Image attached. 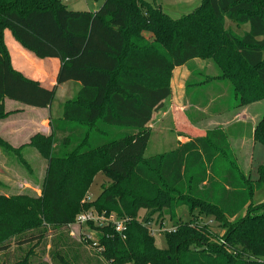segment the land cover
Segmentation results:
<instances>
[{"label": "trees", "instance_id": "obj_1", "mask_svg": "<svg viewBox=\"0 0 264 264\" xmlns=\"http://www.w3.org/2000/svg\"><path fill=\"white\" fill-rule=\"evenodd\" d=\"M226 20L248 30L237 35L225 29ZM5 30L36 59L58 60L54 86L13 69ZM263 53L264 0H198L178 19L146 0H106L95 12L69 10L61 0H0V120L11 115L5 100L47 109L57 86L80 85L60 118L50 120L51 134L27 144L47 159L40 196L0 195V252L13 240L38 247L50 230H66L93 208L126 219L122 235L111 225L89 224L97 238H82L107 264H264V202L252 203L264 188V170L256 181L244 175L221 128L178 143L171 153L143 157L147 125L170 97L174 68L212 60L233 86L232 108H241L264 101ZM114 130L120 133L112 136ZM252 138L264 146V113ZM0 147L18 155L2 139ZM98 173L109 183L88 202ZM181 205L190 219L164 231L166 247L156 248L149 234L154 215ZM194 211L223 235L200 226ZM52 246L58 264H71L61 251L65 243ZM32 252L14 264H30Z\"/></svg>", "mask_w": 264, "mask_h": 264}, {"label": "rangeland", "instance_id": "obj_2", "mask_svg": "<svg viewBox=\"0 0 264 264\" xmlns=\"http://www.w3.org/2000/svg\"><path fill=\"white\" fill-rule=\"evenodd\" d=\"M105 1L69 0L62 2L67 9L75 12H94L99 10ZM146 1L158 5L162 12L172 19L187 15L198 6V0ZM225 29L232 30L237 35H242L248 30V25H236L226 20ZM143 36L148 40L151 38L149 33L144 32ZM220 75L217 65L209 59H197V62H190L180 70L172 71L169 80L170 97L163 102L160 109L156 110L146 128L148 142L143 155L144 159L171 153L178 148V143H186L187 139L195 134L190 132V129L188 132L186 127L195 129L199 127V130L205 132L225 125V130H222L227 140L230 138V147L235 151L236 154H234L238 158H236V161L238 160L237 164L244 175L249 174L251 181L257 180L259 171L264 170V146L253 141L249 124L238 127L239 122L237 121L242 120L243 114H246L247 119L251 117L258 121L264 113V101L250 103L244 108H232L234 105L233 86L230 82L220 79ZM64 97L62 92H55L52 104L53 115L60 111V105L67 100ZM5 109L11 115L20 112V115L13 120L17 121L18 125L22 127L19 134L21 143L17 147H12L7 143L11 149L18 150V155L16 152L13 153L0 147V195L6 197L14 195L38 197L40 196V187L47 167V159L32 147H28V143L23 141L28 134L32 133L30 128L33 123L30 119L36 117L30 111L36 110V108L7 100ZM44 113L42 123L40 122L41 118L38 119L41 125L46 124L45 120L48 117L47 112ZM116 132L114 130L111 135L116 136L120 133ZM179 134L182 136H179ZM239 137H242V140L248 145L245 146L237 141ZM242 146L247 154L237 153L238 148L240 149ZM108 183L109 180L106 176L101 173L96 174L86 194V201L96 200L101 193V189ZM263 202L264 188L255 193L252 199L253 204ZM88 211H94L97 215L103 214L106 218L111 217L114 220H119L115 213H99L93 208ZM170 214H174L171 221H169ZM193 214L196 216V211ZM144 215L145 212L141 211L139 217L141 218ZM160 216L154 215L152 224L149 227V234L154 240V246L158 249H164L166 245L163 232L172 230L173 225L179 222L188 221L190 214L187 208L181 205L174 207L173 210L169 209L162 212ZM157 217L161 218V221H157ZM198 217L196 222L200 226L206 225L212 235L216 237L223 235L224 231L212 219L204 218L201 215H198ZM87 235L94 239L95 235H93L89 226L72 224L66 230H50L38 247L34 246V242L17 245L13 240L9 242V249L6 252H0V264H14L32 249L30 264H58L52 257V244L59 240L66 244L61 251L67 256L71 264H107L96 254L93 248L82 241V238Z\"/></svg>", "mask_w": 264, "mask_h": 264}, {"label": "crops", "instance_id": "obj_3", "mask_svg": "<svg viewBox=\"0 0 264 264\" xmlns=\"http://www.w3.org/2000/svg\"><path fill=\"white\" fill-rule=\"evenodd\" d=\"M4 43H5V46L7 48L8 53H9L10 62H11V65H12L14 70H16L17 72L22 73L25 77H27L29 79L38 81L39 83H41L46 88H50V87L55 85V77H56V73H57L58 68H59L58 60H56V59H44V60L36 59L33 55H31L30 53H28L27 51L22 49L12 39V37H11V35H10L8 30L4 31ZM8 43H9V45H8ZM17 58L19 59L20 62L19 63H14V59H17ZM191 62H197V60H193ZM185 66L186 65H183V66L178 67V68H174L173 71L180 70L181 68H183ZM79 89H80V85L78 83L67 82V83H64L62 85L57 86L56 87V92L57 91L62 92L64 94V96H65L64 98L67 99V100H65V102H66V101L72 100L76 96V94L79 91ZM6 102H7V100H5V102H4V107H5ZM65 102H63L60 105V111L57 112L56 115L55 114L53 115V113H52V104H53V102H52L51 106L49 108H47V109H37L36 108V110H31L30 112L35 114L36 118L33 117L32 119H30V121L33 123V126H31V128H30V130H32V133L28 134V136L23 141H25V143H29L30 138L33 137L36 134H40V135H43V136H49L51 134L50 127H49L50 120L59 119L60 118L62 106H63V104ZM162 105H163V103H162ZM5 112H7L6 109H5ZM38 112H40V113H38ZM44 112H47L48 117L45 120L46 124L45 125H41L39 123L38 119L40 117L41 118L40 122L42 123V121L44 120V114H45ZM19 113L20 112H17L16 115L15 114L14 115H10L6 119L0 121V138L4 142H6L9 145H11L12 147H17L19 145V143H21L20 140H19V138H20L19 134L21 132V127L22 126L18 125L17 121L13 120L16 116L20 115ZM258 121L255 120V119H252L251 117L247 119L246 114H243L242 120H238L237 122H239L238 123L239 124L238 127H242L245 124H249L250 127H251V132L253 134L254 127H255V125L257 124ZM219 128L225 130V125H221V127H219ZM189 129H190V132H194L195 133L190 138L201 136L204 133L201 130H199L200 129L199 127H198V129L190 128V127L187 128L186 127V130L188 132H189ZM229 140H230V138H228V143L230 145V141ZM237 141L241 142L245 146L248 145L246 142H244L242 140V137L237 138ZM177 142H176V144H177ZM243 148H244L243 146L240 147V149L238 148L237 153L247 154V153H245ZM232 151H234V150L232 149ZM233 153H235V151ZM235 154H234V156H235ZM235 158H237V155L235 156ZM237 163H238V160H237ZM196 217L199 218L198 217V213H197Z\"/></svg>", "mask_w": 264, "mask_h": 264}, {"label": "built area", "instance_id": "obj_4", "mask_svg": "<svg viewBox=\"0 0 264 264\" xmlns=\"http://www.w3.org/2000/svg\"><path fill=\"white\" fill-rule=\"evenodd\" d=\"M61 1H69V0H61ZM119 220H114L113 218L109 217L106 218L103 214L97 215L94 211L82 212L75 218V225H87L92 224L93 226H103V225H111L113 230L122 235L125 231V223L126 219L117 218ZM90 241L91 238L89 235L86 236ZM92 246H96L95 243H92Z\"/></svg>", "mask_w": 264, "mask_h": 264}]
</instances>
